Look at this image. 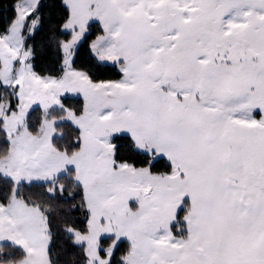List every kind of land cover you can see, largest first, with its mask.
<instances>
[{
    "label": "snow or ice",
    "instance_id": "snow-or-ice-1",
    "mask_svg": "<svg viewBox=\"0 0 264 264\" xmlns=\"http://www.w3.org/2000/svg\"><path fill=\"white\" fill-rule=\"evenodd\" d=\"M0 264H264V0L0 4Z\"/></svg>",
    "mask_w": 264,
    "mask_h": 264
},
{
    "label": "trees",
    "instance_id": "trees-1",
    "mask_svg": "<svg viewBox=\"0 0 264 264\" xmlns=\"http://www.w3.org/2000/svg\"><path fill=\"white\" fill-rule=\"evenodd\" d=\"M10 3H11V0H0V4H3L5 7H10ZM7 14L10 15L11 12L9 11Z\"/></svg>",
    "mask_w": 264,
    "mask_h": 264
}]
</instances>
